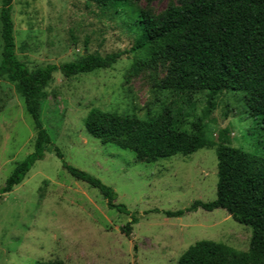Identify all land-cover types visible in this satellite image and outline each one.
<instances>
[{"label": "rangeland", "instance_id": "374dc122", "mask_svg": "<svg viewBox=\"0 0 264 264\" xmlns=\"http://www.w3.org/2000/svg\"><path fill=\"white\" fill-rule=\"evenodd\" d=\"M185 1L127 0L120 11L94 0L13 1L16 52L31 69L74 61L84 53H127L109 68L70 77L53 74L40 111L52 143L24 181L0 198V264L51 260L178 264L181 254L202 239L223 242L237 251L249 249L253 228L237 222L223 208H199L180 217L163 213L186 209L197 200L216 199L221 130H226L230 146L264 155V129L248 112L244 91H220L205 115L207 91L187 95L164 88L165 79L171 77L169 61L135 69V61L148 53L130 50L138 37L132 12L144 10L160 17L169 6ZM2 49L0 20V62ZM167 105L184 128L202 123L210 144L190 154L150 161L130 149L102 143L85 126L93 108L147 119ZM35 138L22 92L0 76V187L34 151ZM63 161L114 188L116 202L137 213L139 222L130 238L121 227L131 216L109 208L101 191L70 174Z\"/></svg>", "mask_w": 264, "mask_h": 264}, {"label": "trees", "instance_id": "16d2710c", "mask_svg": "<svg viewBox=\"0 0 264 264\" xmlns=\"http://www.w3.org/2000/svg\"><path fill=\"white\" fill-rule=\"evenodd\" d=\"M13 1L0 0L3 39L0 76L16 83L22 92L34 122L36 138L34 151L18 163L5 185L0 187V198L24 181L52 143L40 111L53 74L60 72L70 77L109 68L127 53H84L74 61L48 63L31 69L16 52ZM94 1L115 11L123 10L128 4L127 0ZM131 19L138 37L130 50H147L148 53L144 59L135 61V69L153 66L163 59L169 61L171 77L165 79L164 88L187 95L207 91L205 115L213 109L214 97L220 91L242 90L248 112L264 129V0H187L181 5L169 6L160 17L134 10ZM181 121L169 105L147 119L93 108L85 119V126L102 143H114L134 151L139 158L154 161L178 153L190 154L210 144L203 134L202 123L192 122L193 128L189 130ZM55 150L63 159L60 148ZM216 152V199L197 200L186 209L163 213L168 217H180L199 208L207 211L223 208L234 220L253 228L250 247L247 251H237L223 242L202 239L181 254L178 264H264V155L230 146L225 129L221 130ZM63 166L77 179L99 189L109 208L131 216L121 227V233L130 238L139 217L126 205L116 202L118 194L114 188L66 161ZM134 250H137L136 245ZM34 264L66 263L51 260Z\"/></svg>", "mask_w": 264, "mask_h": 264}]
</instances>
